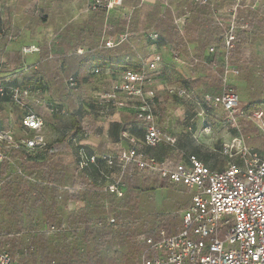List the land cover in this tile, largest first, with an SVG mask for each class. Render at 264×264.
I'll return each instance as SVG.
<instances>
[{
    "label": "built area",
    "instance_id": "obj_1",
    "mask_svg": "<svg viewBox=\"0 0 264 264\" xmlns=\"http://www.w3.org/2000/svg\"><path fill=\"white\" fill-rule=\"evenodd\" d=\"M144 0H139L136 7H140ZM170 8L169 0H162ZM193 4L208 5L210 0H191ZM124 0H87L82 13L88 14L95 11H104L106 15L115 7H122ZM124 14L126 28L118 34H110L112 27L105 23L100 37L99 50L114 48L128 38V26L134 9ZM252 8L236 0L227 7V19L216 17L213 24L222 29V64L220 69L221 91L218 95H205V100L213 107L222 108L225 117L221 126L238 128L239 119L248 118L257 128L264 133V110L256 109L250 113L240 106L237 91L229 85V76H238L240 68L232 64V52L243 45L244 39L251 33V23L242 10ZM188 10L183 7V13L175 16L173 23L176 31L183 35V27ZM5 35L0 28V37ZM149 37L158 38L155 32ZM11 38L16 39L13 35ZM35 45L22 47L24 54L38 52ZM216 44L211 43L208 52L214 54ZM81 54L82 51L78 50ZM179 60L178 57H175ZM162 62L160 54H154L151 59L141 64L139 69L124 68L120 78L111 83L108 88L96 91L95 96L102 101L112 103L115 108H123L132 102L136 119L144 127L141 144L147 148L165 145L175 149L176 137L161 130L154 121L152 110L153 89H146L149 81V72L155 70ZM195 62L208 64L206 60L195 59ZM212 67L214 63L211 64ZM28 67H24L27 69ZM253 68L264 79V65L256 62ZM1 69V65H0ZM91 72L100 73L99 68ZM77 87L74 76L65 80L66 93L73 92ZM173 90V89H171ZM177 95L183 96L184 89H177ZM31 89L20 84H11L9 81H0V96L6 95L9 100L17 105H25L29 99ZM40 103V100H36ZM50 112L64 114L66 108L49 104ZM24 128L35 131L30 137L19 140L14 139L9 130H0V162L10 161L6 150L21 149L32 150L36 147L46 150L54 155L56 149L49 145L39 133L44 126L42 117L32 111L21 118ZM82 137L90 134V130L82 128L79 132ZM121 137L127 139L129 146L118 148L114 152L102 154L87 153L80 145L77 146L76 168L82 174L83 180L77 187H60L70 193L75 190L90 191L93 185L97 190L116 199H121L126 190L128 179L138 173L156 174L158 179L170 185H182L189 192V202L180 213L179 223L168 226L165 219L157 220L154 226L147 227L141 234H136L135 240L140 243L132 264H264V157L251 147L242 143L235 145L224 144L223 153L230 158L227 166L212 169L205 165L193 154L178 153L180 159L166 157L158 160L148 156L138 147L137 140L129 136L126 130L121 132ZM67 142L78 143V136L68 135ZM103 163L104 168L99 166ZM94 166L98 171V178L93 179L86 169ZM16 172L29 182L35 178L24 174L23 170L16 167ZM4 180H0V185ZM49 184V183H48ZM51 185V184H49ZM74 210V209H72ZM137 220L128 224L131 229L138 225ZM120 227L115 216H106L96 221V226ZM44 231L55 232L57 226L44 221ZM66 227L62 225V230ZM34 252L33 245H29L21 254L26 259ZM0 264H16L9 248L5 245L0 249Z\"/></svg>",
    "mask_w": 264,
    "mask_h": 264
},
{
    "label": "rangeland",
    "instance_id": "obj_2",
    "mask_svg": "<svg viewBox=\"0 0 264 264\" xmlns=\"http://www.w3.org/2000/svg\"><path fill=\"white\" fill-rule=\"evenodd\" d=\"M86 1L87 0H0V28L5 31V35L0 37V81L2 83L9 81L11 84H20L31 89L29 99L25 101V105L23 106L11 102L6 95L0 96V129L9 130L16 135L23 133L33 135L35 131L24 128L21 124V118L29 111L42 117L44 126L40 131L56 135L58 139V156L54 157L49 153L47 155L52 162L51 164H54V171L57 169L59 172V181L54 182L58 183L60 187L62 186L65 188L77 187L83 179L82 174L77 170L76 164L74 163L76 160L75 158H77L76 149L65 147L61 142L74 131L68 113H73L78 121L82 122V126L94 129L95 123H93L94 120H92V116L88 117L86 111L83 113L81 105L77 106V102H82L85 93L92 92L93 90L95 91L99 83H104L106 74H93V72L91 73L87 69L88 65L79 67L76 62L67 60L66 58L68 57L60 58L59 61L51 58L50 56L52 54L49 51L47 43L54 38L57 31H61L64 28V25H68V23L73 22V20L77 18V21L81 23L79 26L87 25L88 27L87 32H85L82 38L84 49L89 50L91 55H106V51L98 50L99 39L103 32V17L101 18L93 13H89V15L83 14L82 10ZM130 1L135 0H126V2ZM156 1L158 2V0ZM173 1L183 2L180 0ZM212 1L215 3L216 7H229L233 5L236 0H211V2ZM241 2L248 5L254 2L256 4L254 6L255 9L253 8L254 10L246 8L249 9L246 18L251 23V42L246 41V44H248V48L252 51V54L248 57L254 60H250L246 57L245 64L242 58L244 57L242 54L243 50L241 49L234 52V56L231 58L233 63L242 65L240 66V69H243L241 77H246V101L240 100V106L246 109V112L250 113L256 109L264 110V79L258 74V76H255L256 74L253 75V71L249 69L250 64L256 62L258 59H262L260 55L264 52V0H241ZM152 4L153 3H148L147 6V3L144 4L143 2L142 6H145L140 13L141 16L143 15V20L139 18L138 14L130 25V30L142 35L150 31L151 28L155 29V26H152L154 23V16L158 12V10L155 9H157L158 6ZM178 6L179 5H177V7ZM190 20L187 26L188 31H192L193 29V20L192 18ZM112 22L115 32L122 29V24L117 18L112 19ZM204 25L206 26V24ZM204 30L205 29L202 28L201 32H204ZM213 31L218 33L216 29H213ZM220 33H222V31H220ZM13 35L18 37V40L15 41V39L11 38ZM190 38H192V36H190ZM24 41L28 43L25 44ZM23 45H35L39 49L38 51L41 53V57L47 59L44 61L42 69L38 68L41 73L38 74L36 78L34 76L36 75L35 70L29 68V65L32 64L31 62L33 61L34 55L32 53L24 54L22 52ZM19 47L20 52L18 51ZM71 48L73 47L68 49ZM114 54L115 52L113 51L110 53L108 52L107 56L114 57ZM240 60L243 63H241ZM24 67L28 68L24 69ZM200 70L206 72L208 76L211 72L213 73L207 66H200ZM53 75L54 77L56 75L60 76L55 79ZM69 76H75L78 82L72 95L66 93V90H64L65 79ZM209 77L211 79L209 84L207 86L205 85V87H207L205 93L211 96L218 95L221 91V80L217 74ZM64 94H67L68 97H64ZM37 99L40 100L41 103H37ZM196 101L197 105L194 104L189 107L188 114L190 118L188 119V123H184L185 128H189L185 132L186 136L182 137V142L185 147V150H182L184 154H193L197 157L204 158L205 160H202V162L212 169L223 168L227 166L228 162L231 160L222 151V146L224 144L235 145L242 143L256 150L264 157V133L260 131L251 120L248 118L239 119L238 128L223 127L221 126V122L225 114L222 108L211 106V104L203 98L197 97ZM245 103L246 106H244ZM49 104L66 108L67 112L64 114L52 113L47 110ZM102 107L104 106L98 105L97 109H102ZM200 109L203 110L201 116L198 115ZM58 115L63 116L61 119H58ZM82 117H87L86 121H83V119H81ZM117 148L118 145H114L113 148L110 149V152L116 151ZM173 150L170 151L165 148L166 155L168 157H175L178 153L176 149ZM33 172V170L29 171L28 174L35 179H41V177L44 176V174L41 175L39 173L33 175ZM91 176L94 178L93 172ZM147 176L149 175L138 173L127 182L126 189H129L125 195L127 196L128 191L130 192V196L128 197L130 202L125 208H109V197L105 196V193L89 195L83 193L84 190H75V193H68V190L65 188L61 189L63 193L61 194L60 200H56V194L52 189H47L45 193L47 202H32L30 199L25 208L20 207L23 197L20 195V191H17L18 194H15L13 205L9 203L6 194L0 191V232L9 235L8 239L2 240L1 243L3 245L5 242H9L10 246L8 248L11 252L14 248H26L28 244H31L30 241L32 237L30 231L37 229L35 223L38 221L41 223L42 217H45L44 219L47 223L54 225L62 223L66 228L70 227L68 230L70 233L76 234L70 221L67 219L68 215L72 212L70 208L67 207V202L72 200H84L85 204L89 205L88 211L93 220L112 215L116 218L117 213L115 212L120 213V222L136 219L139 223L137 225V230H145V226L149 229L151 226H154L157 220L162 219L167 221L168 226L179 223L180 213L189 202V192L182 185H170L157 178L152 179V177L150 178ZM46 177L50 178V176ZM51 178L53 177L51 176ZM148 180H150V182H145ZM22 188L33 190V187L28 183H24ZM22 191L24 190L22 189ZM119 204L121 206L124 205L120 201ZM14 206L17 207L15 208ZM79 235H81L80 232ZM70 237V240L68 238V241L62 242L64 245L63 247L73 243V237ZM120 240L121 239L117 237H111L106 241L105 246L101 249V253H103L102 259L104 258L107 260L108 257H112L111 255L114 254L116 257H119L115 252L117 248L127 253H134L136 251L135 249L127 250L128 247ZM58 241H61L60 238ZM87 249L93 251L96 250V246L93 243H89ZM49 250H53L52 244L49 246ZM15 251H18V249ZM15 251L14 254H16ZM46 258L47 257H44L41 252H38L37 255L27 259L24 264H44L45 262L43 260H47ZM103 264L110 263L108 261H103Z\"/></svg>",
    "mask_w": 264,
    "mask_h": 264
},
{
    "label": "crops",
    "instance_id": "obj_3",
    "mask_svg": "<svg viewBox=\"0 0 264 264\" xmlns=\"http://www.w3.org/2000/svg\"><path fill=\"white\" fill-rule=\"evenodd\" d=\"M183 1L180 3L179 1H173L169 0L170 2V8L166 7L162 0H144V4L148 3L154 6H158L157 9L158 12L155 14L153 19V26H155V29L151 28L150 31L139 35L140 33H135L132 30H130V25L136 18V16L139 14V18L143 20V15L141 16V10H143L145 5H141L140 7H136V4L139 3V0L126 2L124 0V4L122 7H115L109 12V15H106L104 11V17H103V27L105 23L109 24L112 27V32L110 34H118L125 30L126 28V21L124 20V14L128 13L133 6L136 8L134 9L129 26H128V38L126 41L121 43L120 45L104 50L106 51V55H91L90 51L87 49H84V44L82 46L73 47L71 49L66 50V57L70 56H82L89 58L90 60L94 59L93 61L88 62L87 69L89 72H91L94 68H99L100 73L96 75H101L103 73L106 74L104 77V83H99L95 91L88 92L84 94V98L82 99V102H77V106L81 105L82 112L86 111L87 116H92V120L94 124V129H90V134L87 136L82 137L81 134H79L80 129L78 132H72L69 135L72 136H78V143L74 144L73 142H67L66 139H63L61 142L64 144L65 147H69L72 149H76L78 145H80L87 153H96L100 154L103 152H110V149L113 148L116 143H120L122 147H128L129 143L127 139L121 137V132L123 130H126V132L129 134V136L134 137L137 140L138 147L142 149L146 155L153 156L158 160L164 159L168 157L165 152V148L169 149L170 151L173 149L168 148L165 145H159L155 148H147L144 147L141 144V140L144 135V127L143 125L136 119L134 114V104L132 102L128 103L126 107L123 108H115L112 103L108 101H102L99 100L95 94L96 91L102 89V88H108L111 83L117 81L120 78V75L124 68H132V69H139L141 67V64L145 61L151 59V57L158 53L162 57V62L158 65V67L149 72V81L148 85H146V89H153L154 90V97L152 99V110L154 114V121L156 125L163 131L168 132L169 134L176 137V152H182V150H185L184 144L182 142V137L186 136V130L189 128H185L184 123H188V119L190 118V115L188 114V110L190 109L192 105H197L196 98H203L205 99V91L210 81L211 75L217 74V76L220 78V69L222 64V43H218L214 40H209L207 37L204 38V33L201 32L204 25L202 23L209 21L210 24L213 25L212 21L216 17H220L222 19H227V7H216L215 3L213 1L210 4H208L205 8V10L200 11H194L195 5L191 2V0H180ZM246 2V1H245ZM143 4V3H142ZM253 8L256 5L255 2L252 3ZM177 5H179L177 7ZM177 7V9H176ZM183 7H186L188 10L186 15L185 24L183 27V35H180L178 33V43L173 44L170 42L166 36L163 34V32L158 31V25L162 20H165L166 18H170L172 23L175 16H180L183 13ZM153 8V7H152ZM252 9V8H251ZM250 9V10H251ZM255 9V8H254ZM253 9V10H254ZM249 9L242 10L241 14H244L246 16ZM89 15V13L87 14ZM117 18V20L120 21L122 24V29L115 32L113 29V22L112 19ZM193 20V29L192 31L187 30V26L190 23V19ZM78 19H74L73 22L68 23V25L79 23L77 21ZM64 25V24H63ZM174 25V23H173ZM64 25L63 27H66ZM215 29L218 31V36L220 37V31H222L221 28H218L216 25H213ZM102 27V28H103ZM23 28V27H22ZM21 28V29H22ZM220 30V31H219ZM155 32L158 34V38H151L149 37V33ZM251 34L247 35L244 39V43L241 46H238L234 49L232 52V57L234 56V52L238 51L239 49L243 50V56L244 63L246 64V57H248L250 54H252L251 49L248 48V44H246V41L251 42ZM192 36V38H190ZM100 40V39H99ZM211 43L216 44V55L215 58L214 54H210L208 52V47ZM24 46V45H23ZM97 48V47H96ZM98 49V48H97ZM248 49V50H247ZM78 50H81L82 53L79 54ZM99 50V49H98ZM115 52L114 57H108V52ZM39 52V51H38ZM34 52V53H38ZM34 53H32L34 55ZM99 53V51H98ZM256 54V53H255ZM259 54V53H258ZM262 59L256 60V62H259L264 65V52L261 53ZM51 58L58 59L57 56H50ZM175 57H178L179 60H176ZM217 57V58H216ZM231 57V58H232ZM195 59L199 60H206L209 63L204 64L202 62H195ZM250 60H254L251 57H248ZM212 60V62H210ZM241 61V60H240ZM241 61V63H243ZM254 62V63H256ZM212 63H214V66L212 67ZM250 64L249 69L253 71V75L258 76L257 72L253 68V64ZM233 65H236L240 68L239 64H235L232 62ZM200 66H207L209 70H212L213 73L208 76L206 72H202L200 70ZM242 70L240 69V74L238 76H229L228 82L229 85L232 86L238 93L239 99L242 101H246V77H241ZM92 73V72H91ZM94 74V73H93ZM75 77V76H74ZM76 78V77H75ZM260 78V77H259ZM66 80V79H65ZM221 80V79H220ZM77 81V78H76ZM101 82V81H100ZM78 85V82H77ZM221 85V82H220ZM173 89V90H171ZM177 89H184L185 94L183 96L177 95L176 91ZM64 90L65 84H64ZM71 95L73 92H69ZM64 97H68L67 94H64ZM96 99V100H95ZM101 101V102H99ZM41 103V102H40ZM99 103V104H98ZM98 105H103L104 107L97 109ZM246 106V103L244 104ZM203 110L200 109L198 112V115H202ZM86 118H81L83 121H86ZM45 139V141L49 145H53L56 149V153L53 155L54 157H57V151H58V139L56 135L53 134H47L44 131L39 132ZM12 136L14 139L19 140L25 137L33 136L28 135L26 133L16 135L12 133ZM101 138V139H98ZM77 145V146H75ZM11 150V149H10ZM174 151V150H173ZM112 152V151H111ZM11 156V162H19L20 167L23 170L24 174H28L29 171H34L32 174L37 175L42 174L43 167L46 164H50L51 175L50 180L52 182L58 181V172L57 169L54 171V164H51L50 158L47 157L48 152L44 149H40L36 147L35 149L29 150L25 147L22 148V150L19 152H10ZM14 154H16L14 156ZM184 154V153H183ZM188 155V154H184ZM175 159H180L178 154L173 157ZM201 161L205 160L202 157H198ZM76 159V158H75ZM76 164V160L74 161ZM99 166L104 168L103 163H99ZM90 177L93 172V179L98 178V171L94 166H90L85 170ZM56 172V175H54ZM51 176L53 178H51ZM83 177V176H82ZM42 179V178H41ZM25 180V179H24ZM83 180V179H82ZM26 181V180H25ZM24 181V183H25ZM9 182L13 185L20 184L21 186L24 185L23 181L21 179L14 180L10 179ZM27 182V181H26ZM28 183V182H27ZM67 207L72 209H76L79 207H82L84 205V201H68ZM20 207H23L20 205ZM72 213V212H71ZM45 217H42L41 225H38L40 223L39 221H35V226L39 230L40 228H43L44 226V219ZM37 229H33L30 231V235H33L32 233L37 232ZM9 235L3 234L0 232V249L3 248L5 245L8 247L10 246L9 242H5L3 245L1 241L7 240ZM28 240V239H27ZM18 251H15L17 250ZM22 248H14L11 252V254L14 256L16 264H24L27 260L22 259L20 254L22 252ZM14 251L16 254H14ZM17 255V256H16ZM37 264V263H34Z\"/></svg>",
    "mask_w": 264,
    "mask_h": 264
},
{
    "label": "trees",
    "instance_id": "obj_4",
    "mask_svg": "<svg viewBox=\"0 0 264 264\" xmlns=\"http://www.w3.org/2000/svg\"><path fill=\"white\" fill-rule=\"evenodd\" d=\"M194 5L195 7L193 9L194 11L197 12L200 10H205V8L208 7L207 5H200V4H194ZM92 13L101 18L104 17V13L102 11H96ZM80 24L81 23H76V24L74 23L71 25H67L61 31L59 30L55 33L54 38L47 43L49 46V51L52 55L54 56L58 55V59L60 60V58L66 57V53H65L66 49L70 47L76 48L84 44L82 38L85 35V32H87L88 27L87 25L79 26ZM204 24H206L207 27ZM202 25H204L203 28L205 29L203 32L204 36L202 37L204 38L207 37L209 40H214L219 44L222 43V37L221 36L219 37L218 34L213 31V29H215V27L213 26L214 24L211 25L210 21H206L202 23ZM157 27H158V31L163 32V34L170 42H172L173 44L178 43L179 40L178 32L176 31L175 26L173 25L170 18H166L165 20H162V22H160L157 25ZM17 38L18 37H16L15 41L18 40ZM24 43L27 44L28 42L24 41ZM18 51L20 52V47ZM214 53L215 54L213 58L217 56L216 55L217 51L215 50ZM66 59L70 60L71 62H76L79 67L88 65L89 61H93L86 57L84 58L82 56H74V55ZM46 60L47 59H43V57H41L40 52L34 53V58L33 61L31 62L32 64L29 63L30 64L29 68H31V70H35V74H36L34 75L35 78L37 77L38 74L41 73L39 70L42 69V65ZM210 62H212V60ZM59 76L60 75H56L54 77L53 75V78L57 79L59 78ZM68 115L71 118V122L74 128L73 132H78L83 127L82 122H79L73 113H68ZM62 116L63 115H58L57 118L61 119ZM0 149H3V147L0 146ZM21 150L22 148L21 149L11 148V150L10 149L6 150V154L10 158L11 151L20 152ZM15 155L16 154H14V156ZM16 167L21 168L18 160L17 162L14 161L13 164H11L10 161L0 162V180H4L3 183L0 185V191L6 194V198L9 199V203L11 205L14 204L15 194H18L17 191H20L21 193L20 195L23 196L21 203L22 206L25 208L30 199L32 200V202H39V201L47 202V198L45 197V193L47 189H52L55 192L56 194L55 198L57 201L61 199V194L63 193V191H61L62 188H60L58 183L52 182L49 177H46L51 175L52 169H50L51 168L50 164H46L43 167L44 169L42 174H44V176L41 177L42 179H35L34 182H29L26 180L28 184H30L31 187H33L32 188L33 190L28 188H22L20 184L13 185L9 182L11 178L17 180L21 179L23 183L25 181L24 177L16 172L17 170ZM56 172L54 175H56ZM139 174L149 175L147 177L150 178L152 177V179L155 178L158 179L156 174L147 173V172H143ZM58 179H59V172H58ZM26 181L25 183H27ZM128 181H130V179H128ZM145 182H150V180ZM48 183L51 185H49ZM97 188H98L97 185H93L90 191H84L83 193L89 195L102 194L103 192H99ZM22 189L24 191H22ZM128 189L125 190L124 196L121 199H116L111 195L105 194V196L109 197V201H110L109 202L110 205L108 203L109 208L111 209H115L117 207L125 208L130 202V199L128 198L130 196V192L128 191V195L127 196L125 195L127 194ZM119 201L122 202L124 205L121 206L119 204ZM14 207L16 208L17 206ZM88 210H89V205H86L84 201V205L82 207L77 208V210L76 209L72 210V213L68 215L67 219L70 221L76 234L70 233L68 231L70 227H67L64 230H62V225H63L62 223L56 225L58 230L55 232L44 231L43 228H40L39 230L37 229L36 230L37 232H34L32 233L33 235H31L32 237L30 241L31 244H28V246L33 245L34 252L31 255H29L25 260L37 255L38 252H41L42 255H44V257H47L46 258L47 260H43L45 262L44 264H103V261H108L110 264H132L133 259L140 247V243L137 240H135V236L137 233L141 234L143 232V230H137V226L134 229H131L128 226L130 221L136 219L120 222L119 220L120 213L115 212L117 213L116 219L120 224L119 229L108 225L96 226L97 220L91 219L90 212ZM38 225H41V223H38ZM79 232L81 233V235H79ZM70 236L73 237L72 239L73 243L70 245H66V247H63L64 246L63 243L65 241H68V238L70 240L71 238ZM111 237H117L118 239H121L120 241H122V243L128 247L127 250L135 249L136 251L134 253H127V252H123L122 249L117 248L115 252L118 254L119 257H116L114 254L111 255L112 257H108L107 260H105L104 258L102 259L103 253H101L102 251L101 249L105 246L106 241ZM59 238L61 241H58ZM89 243H93L96 246V250L89 251L87 249V245ZM51 244L53 247L52 251L49 250V246ZM28 246L24 248L22 252L25 249H27Z\"/></svg>",
    "mask_w": 264,
    "mask_h": 264
}]
</instances>
